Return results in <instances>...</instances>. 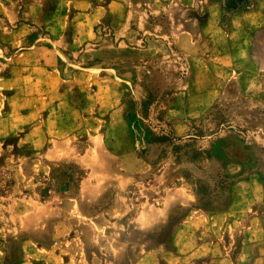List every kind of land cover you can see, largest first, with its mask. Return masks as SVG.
<instances>
[{
    "label": "rangeland",
    "instance_id": "rangeland-1",
    "mask_svg": "<svg viewBox=\"0 0 264 264\" xmlns=\"http://www.w3.org/2000/svg\"><path fill=\"white\" fill-rule=\"evenodd\" d=\"M214 1L225 26L238 8ZM130 2L128 10L142 9L147 0ZM208 2L144 15L135 33L124 16L96 19L83 8L73 31L68 24L48 29L43 17L54 0H43L22 38L8 37L0 54V226L8 263L18 237L38 244L37 264L51 258L50 248L76 264H175V254L177 264H233L247 236L264 242V68H246L249 54L259 50L264 59V26L244 29V72H225L215 63L222 48L210 49L214 41L198 34ZM186 30L194 36L191 55L170 39ZM72 34L82 40L70 45ZM167 109L183 115L168 118ZM178 119L189 135L173 126ZM176 174L195 183L204 209L228 206L236 195L232 207L241 216H229L212 236L230 244L224 258H192L189 248L170 245L187 207L141 226L138 216L160 207Z\"/></svg>",
    "mask_w": 264,
    "mask_h": 264
},
{
    "label": "crops",
    "instance_id": "crops-1",
    "mask_svg": "<svg viewBox=\"0 0 264 264\" xmlns=\"http://www.w3.org/2000/svg\"><path fill=\"white\" fill-rule=\"evenodd\" d=\"M131 0H54L52 8L48 11L46 16L43 17V24L46 28L62 29L65 24H68L70 30L73 31L78 17H82V8L88 9V16H94L96 19L101 17L104 13L112 15H120L128 18V28L131 26L137 32L139 29L144 28V15H157L163 12H171L173 10L183 9L195 4L196 0H147L146 7L132 8L128 10V4ZM252 6L243 9H237L229 14L225 26H222L217 17L221 10L220 2L209 0L206 4V17L200 24L198 29L199 35H206L207 40L214 41L210 43L211 48H222V60L215 61L216 64L223 62L222 70L225 72H244V29H249L253 23L257 26H264V0H250ZM43 0H0V54L6 55L8 37L20 36L23 33H18L20 29L37 21L39 15L42 13ZM70 11V12H68ZM72 11V12H71ZM41 12V13H40ZM72 13V14H70ZM16 22L14 28H11L9 23ZM130 31V30H129ZM15 32V33H11ZM191 32L178 31L171 35V41L180 48L183 52L191 55V42L193 39ZM189 38V41H188ZM77 40H82L78 34L69 36V44L72 45ZM222 40L223 44L220 46L219 41ZM264 48V45H262ZM260 51H256V57L253 58L249 54L248 67L253 68L257 66L264 68V59L259 55ZM1 68V67H0ZM2 77L0 76V80ZM195 86V83H193ZM192 85V88L194 87ZM211 87V85H209ZM215 89L221 87L220 83H214ZM201 91V90H200ZM198 91L192 92V97ZM216 92L215 96L216 97ZM203 102V101H200ZM177 103H179L177 101ZM202 109L198 110L202 112ZM168 118L176 116V114L183 115V111L169 113ZM175 128L181 130L182 135H189V127L185 120L178 119L173 123ZM184 133V134H183ZM173 162L170 161L159 178L163 181L169 174L170 166ZM174 186L168 187L160 197V207L152 210L150 215L138 216L141 226L145 228L158 222L154 216H165L172 207H187L185 214L177 222L174 227L173 234L171 235L170 245L176 250H182L184 247L189 248L192 258H199L204 255H210L215 258V254L219 253L226 256L227 248L230 244L220 243L218 239H212L214 232H220L223 229L224 222L229 216H241L239 210L232 207L236 200V195L232 192L228 206H223L214 209H204L196 205L197 195L195 183L182 174L174 176ZM133 215V214H132ZM135 216V214H134ZM133 216V220L135 217ZM137 219V218H136ZM234 228V226H233ZM232 228V229H233ZM3 227L0 226V264H37L39 246L34 243L33 238H16L18 253L16 259L12 263L9 262L10 251L8 250L9 243L6 236L3 235ZM253 232L259 230V226H253ZM264 242L255 241L247 236L238 245V254L233 258V264H264ZM260 249V250H259ZM51 258H47L42 264H76L72 263V259H62L59 254L52 248L49 249ZM224 256H222L224 258ZM60 257V259L58 258ZM179 256L175 254V264L178 263ZM153 260V259H152ZM227 261V260H226ZM229 262V261H228ZM154 264L158 262L154 261Z\"/></svg>",
    "mask_w": 264,
    "mask_h": 264
},
{
    "label": "trees",
    "instance_id": "trees-1",
    "mask_svg": "<svg viewBox=\"0 0 264 264\" xmlns=\"http://www.w3.org/2000/svg\"><path fill=\"white\" fill-rule=\"evenodd\" d=\"M225 3H228L229 5L236 6L238 9L248 8L252 6V2H249V0H237L231 2L230 0H225Z\"/></svg>",
    "mask_w": 264,
    "mask_h": 264
}]
</instances>
